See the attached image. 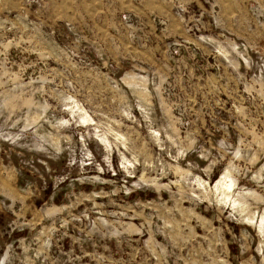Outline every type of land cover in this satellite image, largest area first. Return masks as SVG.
<instances>
[{
  "label": "rangeland",
  "instance_id": "obj_1",
  "mask_svg": "<svg viewBox=\"0 0 264 264\" xmlns=\"http://www.w3.org/2000/svg\"><path fill=\"white\" fill-rule=\"evenodd\" d=\"M0 264H264V0H0Z\"/></svg>",
  "mask_w": 264,
  "mask_h": 264
}]
</instances>
